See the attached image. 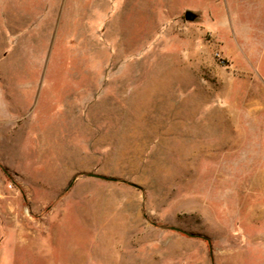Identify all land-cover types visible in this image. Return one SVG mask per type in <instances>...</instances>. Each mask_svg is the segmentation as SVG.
Segmentation results:
<instances>
[{
    "label": "rangeland",
    "instance_id": "374dc122",
    "mask_svg": "<svg viewBox=\"0 0 264 264\" xmlns=\"http://www.w3.org/2000/svg\"><path fill=\"white\" fill-rule=\"evenodd\" d=\"M0 264H264V0H0Z\"/></svg>",
    "mask_w": 264,
    "mask_h": 264
},
{
    "label": "water",
    "instance_id": "95a60500",
    "mask_svg": "<svg viewBox=\"0 0 264 264\" xmlns=\"http://www.w3.org/2000/svg\"><path fill=\"white\" fill-rule=\"evenodd\" d=\"M90 177H94V178H98V179H103V180H114V179H110V178H107L103 175H99V174H94V173H90L88 174ZM175 229V228H174ZM176 230H179V229H176ZM180 231V230H179ZM193 236V235H192Z\"/></svg>",
    "mask_w": 264,
    "mask_h": 264
}]
</instances>
